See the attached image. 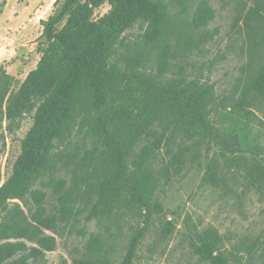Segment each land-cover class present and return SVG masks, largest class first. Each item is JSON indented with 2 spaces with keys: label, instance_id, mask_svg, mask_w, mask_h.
<instances>
[{
  "label": "rangeland",
  "instance_id": "1",
  "mask_svg": "<svg viewBox=\"0 0 264 264\" xmlns=\"http://www.w3.org/2000/svg\"><path fill=\"white\" fill-rule=\"evenodd\" d=\"M57 1L0 0V187L12 175L35 123L38 104L28 110L23 104L31 97L38 82L35 73L55 42L45 34L41 21L54 14ZM111 1L81 0L75 16L90 11V19L104 26L106 16L113 13V37L118 35L120 42V52L113 61L124 70L133 56L150 82H187L197 77L214 84L211 118L225 135L239 136V150H230L224 136L204 139L196 149L186 152L178 173L160 187L162 211L117 207L100 218H90L108 162L104 152L97 153L96 167L91 166L88 173L81 168L77 174L73 172L76 162L92 150L99 136L92 139L79 132V122L90 105L72 101V120H68L64 143L51 150L53 160L46 166L47 177L43 181L38 177L35 186L46 182L43 190L51 198L47 203L45 198L40 201L45 202V216L52 226L40 225L37 234L1 240L0 264H74L73 257L82 256L85 244L93 237L98 240L96 247L104 249L101 257L107 258L105 264H123L133 237L141 230L145 232L132 264H210L195 251L209 228H216L223 236L226 264H264V187L259 188L249 174L254 157L251 150H262L264 159V99L249 107L253 114L246 123L234 109L264 45V21L261 25L253 20L254 29L245 24L244 17L255 1L207 0V8L201 5L202 0H160L167 6L171 22L165 24L159 42L141 38L152 17L146 4L118 0L115 8ZM69 18L55 28L61 30ZM200 19H208L207 24L199 26ZM12 92L13 97L17 95L14 109L18 115L9 119L7 99ZM87 120L93 123L92 117ZM150 124L152 138L160 144L159 115H154ZM180 152L177 148L176 153ZM59 185L61 194L71 190L65 210L58 200L61 194L57 197L54 191ZM12 202L20 203L26 215H31L22 200Z\"/></svg>",
  "mask_w": 264,
  "mask_h": 264
},
{
  "label": "trees",
  "instance_id": "2",
  "mask_svg": "<svg viewBox=\"0 0 264 264\" xmlns=\"http://www.w3.org/2000/svg\"><path fill=\"white\" fill-rule=\"evenodd\" d=\"M137 1L146 4L152 13L142 40L161 41L165 24L171 22L167 6L160 0ZM254 1L255 5L249 8L244 17L245 24L252 29L255 28L251 25L253 20L261 25L264 21V0ZM111 2L116 8L118 0ZM206 2L202 0L201 5L208 8ZM80 6L81 0H58L54 14L49 20L41 21L45 34L55 42L49 46L39 72L35 73L38 82L31 97L23 104L25 110L38 104L34 126L24 140L22 155L15 163L12 175L0 187V241L28 236L32 232L37 234L40 225L52 226L45 216L47 209L43 205L51 198L43 190L46 182L40 183V187L35 186L38 177L42 181L47 177L46 166L53 160L51 150L57 143H64L66 131L70 128L68 120H72L69 106L72 101L90 105L85 119L79 122V132L84 131L92 139L96 134L99 136L92 150H88L76 162L73 172L77 174V169L81 168L88 173L91 166L96 167L97 153L104 152V160L108 162L99 180L98 198L89 210L90 218H100L117 207L131 209L139 206L149 213L162 211L164 205L158 196L160 187L178 173V166H181L186 152L196 149L204 139L224 136L230 150H239V136L225 135L211 118L215 101L214 84L197 77L187 82H150L136 65L133 56L128 60L131 63L127 69L120 68L113 61L120 52V46H117L119 37H113V13L106 16L108 22L101 26L90 19V11L76 17L75 11ZM69 15L68 23L57 30L55 27ZM207 20L200 19L199 26L207 24ZM260 53L234 104L238 115L245 117V123L253 114L249 107L264 99V45H261ZM16 97L12 92L7 99L10 101L7 112L9 119L18 115L14 109ZM154 115H159L160 119V144H156V139L152 138L150 122ZM89 117L93 118V123L86 122ZM56 119L57 124L54 125ZM98 142L104 145V149L102 144L98 146ZM177 148L181 149L180 153H176ZM251 151L254 157L249 174L256 185L263 188V153L258 148ZM158 159L161 162L156 164ZM61 187L59 185L54 189L57 197L63 192L58 190ZM70 194L69 189L59 196L60 206L64 210ZM43 198L45 202L40 201ZM14 199L22 200L31 215H26L20 203L12 202ZM63 209L60 211L65 212ZM144 232L141 230L133 237L123 264H132ZM223 243L219 231L209 228L201 236L195 251L205 262L226 264L228 257L222 251ZM97 244V237L88 240L83 255L73 257L74 264H105L107 258L101 257L104 249H98Z\"/></svg>",
  "mask_w": 264,
  "mask_h": 264
}]
</instances>
